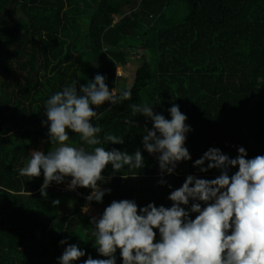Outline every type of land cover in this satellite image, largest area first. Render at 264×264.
I'll use <instances>...</instances> for the list:
<instances>
[{
    "label": "trees",
    "instance_id": "obj_1",
    "mask_svg": "<svg viewBox=\"0 0 264 264\" xmlns=\"http://www.w3.org/2000/svg\"><path fill=\"white\" fill-rule=\"evenodd\" d=\"M181 4L188 12L176 20L172 12ZM119 68L126 73L121 85ZM97 74L110 90L132 91L122 104L97 108L104 113L101 137L124 136L123 144L106 150L140 149L145 165L116 172L108 164L102 188L111 192L83 213L85 197L61 191L72 177L52 182L45 195L43 170L32 178L19 170L32 151L47 154L55 147L43 123L45 101L73 83L79 92ZM133 103L155 104L169 120L175 104L188 117L192 131L185 146L192 159L177 174H162L157 155L143 148L144 129L153 122L133 116ZM69 135L82 143L79 134ZM240 147L248 159L264 156V0H0V264H58L70 244L86 252L75 264L88 256L108 259L95 245L93 217L114 200H135L138 209L171 207L170 193L187 176L211 180L221 174L194 166L206 151L218 148L236 158ZM237 171L230 168L229 175ZM66 195L77 201L73 208ZM115 256L122 264L119 249Z\"/></svg>",
    "mask_w": 264,
    "mask_h": 264
},
{
    "label": "clouds",
    "instance_id": "obj_2",
    "mask_svg": "<svg viewBox=\"0 0 264 264\" xmlns=\"http://www.w3.org/2000/svg\"><path fill=\"white\" fill-rule=\"evenodd\" d=\"M77 88L76 83L65 86L45 101L47 120L43 123L55 147L47 154L32 151L19 174L32 178L43 170L41 190L45 195L52 182L61 183L70 176L71 190L90 188L86 199L102 203L111 189L102 188L98 181L107 183L102 172L108 164L116 172L140 170L145 165L140 149L133 154L115 148L106 150L108 144H123L124 136L104 133L101 137L99 121L104 113L97 108L105 102L122 104L131 99L132 91L117 87L110 90L100 74L87 86L80 85L79 92ZM154 105L133 103L130 108L133 116L141 114L153 122L151 130L144 129L143 148L157 155L162 174H172L179 162L192 159L185 146L192 128L178 105L168 110L170 120L157 113ZM70 131L79 134L81 144L72 142ZM238 152L236 158H230L218 148L206 151L194 166L202 172L219 169L221 174L211 180L187 176L183 185L170 193L171 207L150 203L138 209L135 200H114L91 221L97 250L108 259L88 256L84 264H117V249L122 264H264V156L248 159L244 147ZM237 166L238 171L230 176L229 169ZM190 201L193 203L186 210L184 206ZM83 211L87 213L89 208ZM190 213L198 215L192 219ZM154 229L158 230V240ZM85 255L80 247L70 244L58 257V264H75Z\"/></svg>",
    "mask_w": 264,
    "mask_h": 264
},
{
    "label": "rangeland",
    "instance_id": "obj_3",
    "mask_svg": "<svg viewBox=\"0 0 264 264\" xmlns=\"http://www.w3.org/2000/svg\"><path fill=\"white\" fill-rule=\"evenodd\" d=\"M186 7H187V5H184V4H181L177 9H173V12L172 13H174V16H175V18H176V20H181L182 18H184V16L187 14V12H188V10H186ZM128 40V42H135V43H138V42H140V40L139 39H137V38H130V39H127ZM135 58V57H134ZM118 75H119V83H120V85L121 84H123V82H124V80L126 79V73L125 72H123V70L121 69V68H119L118 69ZM40 150H41V148H39ZM107 182H108V180H107ZM70 183V182H69ZM69 183L68 184H66L64 187L65 188H69L68 187V185H69ZM106 183L105 182H100V186L101 187H103L104 185H105ZM65 199H68V200H70L71 199V196L70 195H66L65 196ZM73 200V201H72ZM71 203H70V207L71 208H73L74 206H75V203H77V201L76 200H74V199H71ZM84 207H86V205L84 206ZM83 207V208H84ZM88 208H89V210L91 209L89 206H87ZM83 208H82V212L83 213H86V212H84L83 211ZM88 213V212H87Z\"/></svg>",
    "mask_w": 264,
    "mask_h": 264
},
{
    "label": "built area",
    "instance_id": "obj_4",
    "mask_svg": "<svg viewBox=\"0 0 264 264\" xmlns=\"http://www.w3.org/2000/svg\"><path fill=\"white\" fill-rule=\"evenodd\" d=\"M185 162H186V161L179 162L178 165H177V167H176V169H175V171L173 172V174H177L178 171H179V169H180L183 165H185ZM81 189H82L81 187H77L75 190H71L70 188L61 187V191H62V192H67V191H69V192H73V193H75V194L78 195L79 197H85V204H84V206L86 205V206H89V207H90V206H91V202H89V201L86 199V197H87L89 194H84V193L82 192Z\"/></svg>",
    "mask_w": 264,
    "mask_h": 264
}]
</instances>
